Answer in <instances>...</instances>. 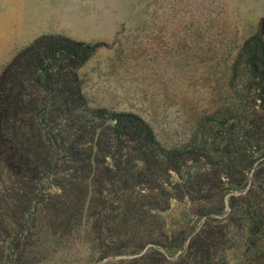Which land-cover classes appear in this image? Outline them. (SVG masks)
<instances>
[{
    "label": "trees",
    "instance_id": "trees-1",
    "mask_svg": "<svg viewBox=\"0 0 264 264\" xmlns=\"http://www.w3.org/2000/svg\"><path fill=\"white\" fill-rule=\"evenodd\" d=\"M99 45L44 34L0 72V264H225L264 242V23L170 144L89 103L78 70Z\"/></svg>",
    "mask_w": 264,
    "mask_h": 264
},
{
    "label": "rangeland",
    "instance_id": "rangeland-1",
    "mask_svg": "<svg viewBox=\"0 0 264 264\" xmlns=\"http://www.w3.org/2000/svg\"><path fill=\"white\" fill-rule=\"evenodd\" d=\"M261 21L264 0H0V72L44 34L99 43L78 70L89 103L141 115L170 144L227 94L230 65ZM183 207L172 200L163 214L186 225ZM240 245L225 264H264V242Z\"/></svg>",
    "mask_w": 264,
    "mask_h": 264
}]
</instances>
